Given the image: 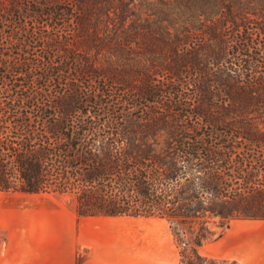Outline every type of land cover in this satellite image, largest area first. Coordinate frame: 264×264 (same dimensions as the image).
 I'll return each instance as SVG.
<instances>
[{
	"label": "trees",
	"instance_id": "obj_1",
	"mask_svg": "<svg viewBox=\"0 0 264 264\" xmlns=\"http://www.w3.org/2000/svg\"><path fill=\"white\" fill-rule=\"evenodd\" d=\"M0 190L244 264L201 246L264 220V0H0Z\"/></svg>",
	"mask_w": 264,
	"mask_h": 264
},
{
	"label": "crops",
	"instance_id": "obj_2",
	"mask_svg": "<svg viewBox=\"0 0 264 264\" xmlns=\"http://www.w3.org/2000/svg\"><path fill=\"white\" fill-rule=\"evenodd\" d=\"M119 216H77L63 204L34 209L9 227L0 264H158L143 245H131L136 236Z\"/></svg>",
	"mask_w": 264,
	"mask_h": 264
},
{
	"label": "rangeland",
	"instance_id": "obj_3",
	"mask_svg": "<svg viewBox=\"0 0 264 264\" xmlns=\"http://www.w3.org/2000/svg\"><path fill=\"white\" fill-rule=\"evenodd\" d=\"M59 204L72 208L67 204L66 196L59 193L0 190V249L5 246L9 227L24 222L23 214ZM119 218L127 222L129 235L136 236L131 245H143L144 256L152 254L158 264L176 263L177 250L164 219L130 215H120ZM151 239L155 242H147ZM150 246H154L153 249H149ZM201 251L237 258L244 264H264V220L233 219L222 235L205 242Z\"/></svg>",
	"mask_w": 264,
	"mask_h": 264
}]
</instances>
